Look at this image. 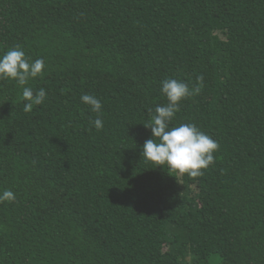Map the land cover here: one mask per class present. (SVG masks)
Here are the masks:
<instances>
[{
    "label": "trees",
    "instance_id": "trees-1",
    "mask_svg": "<svg viewBox=\"0 0 264 264\" xmlns=\"http://www.w3.org/2000/svg\"><path fill=\"white\" fill-rule=\"evenodd\" d=\"M17 46L47 96L0 80V264H264V0H0ZM168 78H202L172 122L218 142L201 177L142 158Z\"/></svg>",
    "mask_w": 264,
    "mask_h": 264
},
{
    "label": "clouds",
    "instance_id": "clouds-1",
    "mask_svg": "<svg viewBox=\"0 0 264 264\" xmlns=\"http://www.w3.org/2000/svg\"><path fill=\"white\" fill-rule=\"evenodd\" d=\"M46 68L43 58L32 60L27 57L21 46L8 49L0 55V80L15 81L22 89L24 111L30 112L34 105L44 103L47 93L44 88L35 91L27 86L30 80L42 77ZM162 93L167 103L155 108V114L149 123L144 124L151 129L152 138L148 139L142 149V158L156 167H165L179 175L197 178L204 175V170L214 165L215 155L219 150L218 142L193 123H181L172 126V122L183 100L200 91L202 78L195 88L175 78L161 81ZM81 102L97 113L91 121L97 130L104 126L100 118L103 105L92 94H83ZM15 193L10 189L0 190V204L14 202Z\"/></svg>",
    "mask_w": 264,
    "mask_h": 264
}]
</instances>
